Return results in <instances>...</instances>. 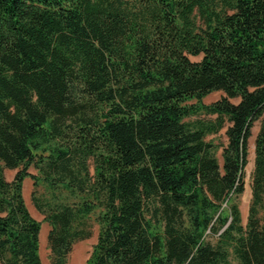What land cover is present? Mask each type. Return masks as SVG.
<instances>
[{"label":"trees","instance_id":"1","mask_svg":"<svg viewBox=\"0 0 264 264\" xmlns=\"http://www.w3.org/2000/svg\"><path fill=\"white\" fill-rule=\"evenodd\" d=\"M26 179L50 264L94 219L86 264H264V0H0V264H42Z\"/></svg>","mask_w":264,"mask_h":264},{"label":"rangeland","instance_id":"2","mask_svg":"<svg viewBox=\"0 0 264 264\" xmlns=\"http://www.w3.org/2000/svg\"><path fill=\"white\" fill-rule=\"evenodd\" d=\"M192 62H198L201 60V57H189ZM224 94L222 92H213L210 95H208L204 100V104H210L213 103L220 98H222ZM238 100H233L232 102L237 103ZM214 116H205V115H199L196 117L188 118L187 122H193V121H210L213 120ZM260 121H255L252 125V128L250 130V137L247 140V162L246 166L244 168L243 172V193L238 197L237 204L239 206V210L241 213V220L242 225L245 226L247 223V215H248V207L251 200V175L253 172L254 167V159H255V152H254V143L256 135L259 131ZM225 129H223L219 134L217 135H211L207 137V140L213 141L218 146L225 145L226 144V138H225ZM222 149L220 148L217 153L218 160L221 162V153ZM30 173L36 174V171L33 169L29 170ZM16 171H10L5 170L4 176L6 181L11 182L14 178ZM33 190L32 181L30 179H26L23 184V197L25 204L31 214V216L41 223V230L39 235V255L42 264H50L49 262V250L47 247V241L46 236L48 232V226L43 221V216L40 215L37 210L34 208L32 201H31V193ZM36 195L40 197H47L50 198L48 192L43 188V186H39L36 190ZM93 222V228L92 233L89 239L79 242L76 245H74L72 252L70 253L68 257V263L67 264H86L87 260L89 259L92 248L96 244L97 235L99 231L98 224L95 222V219ZM231 264H236L233 257L230 258Z\"/></svg>","mask_w":264,"mask_h":264}]
</instances>
